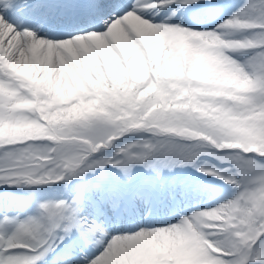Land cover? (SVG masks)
Segmentation results:
<instances>
[{"label": "snow or ice", "instance_id": "6c2138e0", "mask_svg": "<svg viewBox=\"0 0 264 264\" xmlns=\"http://www.w3.org/2000/svg\"><path fill=\"white\" fill-rule=\"evenodd\" d=\"M0 264H264V0H0Z\"/></svg>", "mask_w": 264, "mask_h": 264}, {"label": "rangeland", "instance_id": "374dc122", "mask_svg": "<svg viewBox=\"0 0 264 264\" xmlns=\"http://www.w3.org/2000/svg\"><path fill=\"white\" fill-rule=\"evenodd\" d=\"M226 1H230V0H223V2L225 3ZM233 1V0H232ZM227 4V3H225ZM229 9L228 8H224L221 10V12L217 13L215 16H212L210 18H207L204 23H206L207 25L211 26L214 25L215 23H218L220 19H223L224 16L229 14ZM208 161H210L209 158L207 157H201V163H208ZM211 163H214V161L211 160ZM222 166V165H219ZM180 171V170H178ZM182 173L184 175H188L190 177H192L194 179V181L198 184H201L204 186L205 190L203 192L202 195H199L193 199L188 200L185 205H182L181 210H183L184 207H187L189 210H192L198 206H202V205H211L213 204L215 201H217L220 197L225 196L230 194L229 190L227 188L226 185L222 184L220 181L215 180L213 178H202L201 175L199 173H196L195 169H193L192 171L188 170ZM73 184H75V181L73 182ZM71 185L69 186V189H71ZM42 196L40 198H56L61 196L62 194H65V189L63 187L62 184L60 185H53L50 188H45L42 189ZM170 215L167 212L161 213L157 219L159 221H164L166 220L167 216ZM169 219V218H167Z\"/></svg>", "mask_w": 264, "mask_h": 264}, {"label": "bare ground", "instance_id": "6f19581e", "mask_svg": "<svg viewBox=\"0 0 264 264\" xmlns=\"http://www.w3.org/2000/svg\"><path fill=\"white\" fill-rule=\"evenodd\" d=\"M231 2H233V1H232V0H230V1H226L225 3H227V4H228V3H231ZM167 218H169V219H170V215H168V216H167ZM167 218H166V219H167Z\"/></svg>", "mask_w": 264, "mask_h": 264}, {"label": "trees", "instance_id": "16d2710c", "mask_svg": "<svg viewBox=\"0 0 264 264\" xmlns=\"http://www.w3.org/2000/svg\"><path fill=\"white\" fill-rule=\"evenodd\" d=\"M186 169H193V168H190V167H189V168H186ZM186 169H183V171L186 170Z\"/></svg>", "mask_w": 264, "mask_h": 264}]
</instances>
